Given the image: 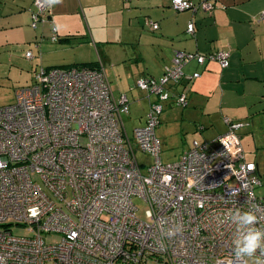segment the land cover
Returning a JSON list of instances; mask_svg holds the SVG:
<instances>
[{"label":"built area","instance_id":"2783aa9c","mask_svg":"<svg viewBox=\"0 0 264 264\" xmlns=\"http://www.w3.org/2000/svg\"><path fill=\"white\" fill-rule=\"evenodd\" d=\"M171 3L177 11L214 8ZM35 6L34 27L53 3ZM58 39L54 28L52 40ZM229 57L224 50L177 51L162 78L138 79L137 87L155 99L132 135L124 121L130 100L114 94L104 70L41 69L31 86L18 89L14 102L0 108V264H234L232 210L255 211L264 225V198L256 192L264 180L246 159L244 124L227 119L225 134L193 141L169 163L157 136L168 106L188 105L187 94L176 91L184 67L217 61L225 69ZM138 153L153 159L146 172ZM135 198L147 204L148 221L138 218ZM173 224L182 232L162 239ZM14 226L31 235L15 236ZM52 235L59 240L49 241Z\"/></svg>","mask_w":264,"mask_h":264},{"label":"crops","instance_id":"0c3cea01","mask_svg":"<svg viewBox=\"0 0 264 264\" xmlns=\"http://www.w3.org/2000/svg\"><path fill=\"white\" fill-rule=\"evenodd\" d=\"M208 1L214 4L209 14L202 9L177 11L172 6L171 0H51L53 3L51 12L44 21L34 27L32 16L36 11L35 0H0V39H50L52 50L47 51H52V54L44 50L45 43L41 41L36 43L38 55L30 51L33 54L32 60L41 61L45 54H56L55 51L59 48L55 47V44H65L63 47H68L71 40L65 39L84 41L88 39L87 46L93 50L96 47L95 43L101 39H143L145 32H148L152 35L148 38L151 39L148 46L153 57L147 62L143 53L134 57L137 63H129L131 76L127 81H134L136 86L138 79L142 77L162 78L165 70L173 66L176 51L200 54L218 50L229 51L230 67L228 68L222 69L217 61H211L202 67L196 60H192L184 67L186 76L176 91H184L187 94L188 105L180 111V115L183 112L184 116L187 114L186 118L189 122L197 123L199 115L205 114L206 110L212 107L216 95L219 111L228 112L231 118L225 117L223 129H218L213 136L205 137L203 141L213 142L217 137L225 134L228 131L227 119L243 123L241 141L246 159L257 164L262 176L260 165L264 167V52L257 51L256 54L255 45L244 40L250 32L263 33L261 31H264V22H257L256 19L264 12V0ZM198 2L201 1L197 0ZM101 13H105L108 17L114 15L118 19L112 22L109 18L102 20L104 16ZM142 18L149 26L150 32L139 27ZM247 19L257 29H253L246 22L247 34L241 31V39H238L235 31L231 33L230 30L238 24L242 26ZM190 23L195 25L193 34L188 33ZM154 24H158L159 27L154 29ZM54 28L59 38L57 41L52 40ZM257 46L261 48L260 44ZM62 50L67 52L69 49ZM78 58L77 55L72 56L67 62L69 64L65 66L41 65L36 71L52 68L68 69L79 67L73 65L97 62L96 58H89L88 61ZM97 64L94 68L81 67L104 70L108 77L103 60L99 58ZM195 72H199L200 76L193 78ZM6 80H8L6 77L0 75V86ZM110 84L112 87L111 81ZM131 90L134 96L136 91L132 88ZM14 100L15 98L13 102ZM12 103L0 102V108ZM147 103L149 109V102ZM145 123L144 120L143 125ZM208 125L209 121L206 120L201 128L198 129L196 126V129L204 135L210 127ZM246 140L251 144L249 150H254L257 158L254 154L251 155L253 158H249L248 150L244 146ZM262 177L264 180V176Z\"/></svg>","mask_w":264,"mask_h":264},{"label":"rangeland","instance_id":"374dc122","mask_svg":"<svg viewBox=\"0 0 264 264\" xmlns=\"http://www.w3.org/2000/svg\"><path fill=\"white\" fill-rule=\"evenodd\" d=\"M101 14L104 16L102 20L109 18L110 22H112L118 19L114 15L108 17L105 13ZM246 22L253 29H257L249 23L250 20L247 19L242 26L238 24V26L231 28L230 32L234 33L235 31L237 38L241 39V31L245 35L247 34V30L245 29ZM105 25L104 28H106ZM139 27L141 30L146 29L145 31L150 32L149 26H147L146 22H143V18L140 20ZM261 32L263 33L253 34L250 32L244 40L246 43L249 42V44L255 45L254 52L256 54L257 51L264 52V31L262 30ZM150 35L151 34L148 32H145L143 39H101V41H97V43H95L96 47L93 50L87 46L88 39H85L86 41L83 39H70L71 42L68 43V47H63L65 44H55V47L59 49H56V54L54 55H46L42 49V52L45 55L41 61L39 59H29L26 57V54L27 52L32 51L35 55H38L36 43L39 41L45 43L44 50H52V48H50V39H0V75L8 79L0 86V102L12 103L13 98H15L14 92L18 88L31 86L35 80L36 73L38 72V70L36 71V69L39 68L38 66H47L48 64H62L61 66H65L69 64L67 62H69L71 57L75 55L79 56L78 59L85 61L90 60L89 58H96L95 60L98 62L100 58L105 64L108 78L112 83L115 95L119 97L122 94H126L129 97L130 114L124 115V121L128 132L132 135L134 128L140 127L141 125L144 126L143 122L144 120L146 122L147 117H145V114H148L146 111H149L150 104L155 99L154 97L150 98L148 93L134 85V81H127L131 76V67L129 63H137L134 57H138L140 54L144 53L147 62L150 61L151 57H153V54H150V46H148L151 42V39H148ZM257 44H260L261 48L257 46ZM63 48L69 50L65 52L62 50ZM47 52L52 54V51ZM94 52L96 55H94ZM142 64H144V62H142ZM94 66L97 67L96 62L94 63ZM131 88L136 91L134 96H132ZM147 102H149V109ZM182 110L184 109L178 108L174 105H169L168 110L166 109L164 111L161 117V124L157 129V136L161 139L163 144V161L166 163L177 161L181 155L191 147L192 144L190 143L194 140L203 141L205 137L209 138L213 136L218 129L222 130L224 127L225 117L231 118L230 115H228V112L219 111V102L216 95L212 102V107L207 109L205 114L202 113L199 115V121L197 123L189 122L186 118L187 114L184 116L183 112V114L181 113L180 115V111ZM181 117L183 119H181ZM206 120L209 121L208 126L210 127L204 135H201L196 129V126L198 129L201 128L205 124ZM244 146L248 150L247 153H249V158H253L251 156L252 154L256 157L255 151L252 149L249 150V147L251 146L249 141L246 140ZM137 157L143 167V172H146L147 167L153 163L152 157L142 153H138ZM260 170L262 172V176H264V167L262 164L260 165ZM256 192L260 197L264 198V183L263 185L257 187ZM134 202L138 207V218L143 221H148L146 216V211L148 210L147 204L137 198L134 199ZM12 230L15 236L31 235L27 228L23 226H14ZM48 240L56 241L59 240V237L57 235H52L49 236Z\"/></svg>","mask_w":264,"mask_h":264},{"label":"clouds","instance_id":"9594fccd","mask_svg":"<svg viewBox=\"0 0 264 264\" xmlns=\"http://www.w3.org/2000/svg\"><path fill=\"white\" fill-rule=\"evenodd\" d=\"M229 221L235 226L232 236L234 264H264V225L255 211L234 209ZM182 230L181 225L173 224L162 233V239L175 238Z\"/></svg>","mask_w":264,"mask_h":264},{"label":"trees","instance_id":"16d2710c","mask_svg":"<svg viewBox=\"0 0 264 264\" xmlns=\"http://www.w3.org/2000/svg\"><path fill=\"white\" fill-rule=\"evenodd\" d=\"M189 1H191V0H189ZM201 2H198L197 3V0L196 1H192V2H194L196 5H199L200 3H202V2H209L208 0H206V1H203V0H200ZM209 3H211V2H209ZM213 6H214V4L213 3H211ZM199 9H202V8H198V10ZM206 13V12H205ZM260 15V14H259ZM258 15V16H259ZM258 16H257V19H258ZM256 19V21L257 22H259L258 20ZM262 22H264V21H262ZM65 40H70V39H65ZM224 51H227V50H224ZM177 52V51H176ZM176 52H175V54H176ZM184 52V51H183ZM214 52H216V51H214ZM186 53H194V52H186ZM199 53V52H198ZM211 53H213V52H211ZM211 53H208V54H211ZM208 54H203V55H208ZM229 61H230V59H229ZM94 63L95 62H91V63H85V64H78V65H73V66H87V67H90V68H94L95 66H94ZM97 63V62H96ZM230 63V62H229ZM208 64V63H207ZM206 64V65H207ZM98 65V64H97ZM202 67H205V66H202ZM229 67H230V65H229ZM223 69V68H222ZM165 73V72H164ZM196 73V72H195ZM185 74V73H184ZM186 76V75H185ZM185 79V78H184ZM183 79V80H184ZM182 83V82H181ZM181 83H180V85H181ZM179 87V86H178ZM187 99H188V97H187ZM177 107V106H176ZM178 108H181V107H178ZM181 109H183V108H181Z\"/></svg>","mask_w":264,"mask_h":264}]
</instances>
